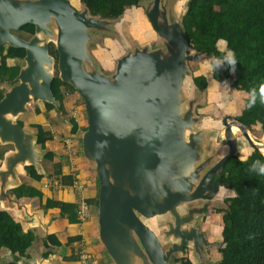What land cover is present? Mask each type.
<instances>
[{"label": "water", "instance_id": "water-1", "mask_svg": "<svg viewBox=\"0 0 264 264\" xmlns=\"http://www.w3.org/2000/svg\"><path fill=\"white\" fill-rule=\"evenodd\" d=\"M160 2L153 0L148 19L167 42L166 48L137 50L123 56L110 78L83 67L88 60L86 30L103 23L89 17L85 8L79 12L68 0H0V48L8 43L26 52L17 84L0 101V140L13 143L18 150L12 164L27 159L30 146L23 127L7 116L22 112L31 98L51 102L60 111L51 91L53 73L47 69L53 67V58L48 54V43L39 45L36 36L39 32L53 35L48 24L54 23L60 77L78 92L87 113L82 148L95 163L98 176L100 237L112 256L117 246L132 249L136 241L149 264H168L189 237L194 234L201 239L200 234L191 232L164 251L142 218L170 213L178 228V205L211 200L217 195V188L209 196L204 193L213 174L236 151V138L231 145L233 123L241 124L240 132L260 153L264 148V143L253 141L247 126L234 116H225L223 134L229 151L199 176L202 166H193L197 138L190 134L189 141L185 140V131L191 130L194 120L191 110L181 111L186 62L199 57L186 54L189 40L180 21L159 22ZM27 23L35 25V35L29 41L15 35ZM169 227L171 234L174 228Z\"/></svg>", "mask_w": 264, "mask_h": 264}, {"label": "crops", "instance_id": "crops-1", "mask_svg": "<svg viewBox=\"0 0 264 264\" xmlns=\"http://www.w3.org/2000/svg\"><path fill=\"white\" fill-rule=\"evenodd\" d=\"M152 1L147 2L148 8H150ZM186 2L187 0H164L163 8H160L159 22H162L169 15L167 21H181ZM136 8V6L129 7L123 14V16L126 15L129 22L127 26H122L119 29L120 35L124 38V46L119 48L121 52H118L117 55L112 48H100L98 51L96 50L97 52H93V56L97 58L96 65L101 67L104 76L109 77L115 73L117 63L113 62L114 59L117 61L137 50L153 51L157 49L156 43L159 37L146 15V10L136 12ZM129 30H131V34L128 32ZM208 62L204 58L193 62L195 64L193 77L205 76L207 88L202 92V99H204L197 100L200 101L199 107L196 108L198 116H194L193 111L191 112L194 120L191 130L186 129L185 131L186 141H189L188 136L190 134H195L197 138L195 142V155L197 154V157L193 166H202L205 170L229 151V147L224 144L219 145L214 151L212 150L213 153H209L207 146L211 136L209 134L216 130H221L224 133L222 124L224 115L233 116L238 113L243 107V98L245 97L244 93L241 92L243 96L239 99V103L236 101L234 103V107L238 104L237 109L229 110L227 108L228 100L222 101V99L220 102L224 104V107L220 109L221 111L215 109L219 102L209 96L210 88L215 85L221 86V82L214 79L212 74L205 73L204 67ZM8 63L13 64L14 62L8 60ZM21 65V68L25 66L24 63ZM88 66L89 71H94L93 66ZM99 74L101 73L99 72ZM183 87L184 82L181 90L182 102L184 98ZM78 99H80L78 93H66L64 107L67 114L64 116L61 115L56 106L49 108L48 103L51 102L33 100L32 98L24 105L22 112L7 116L12 123H18L23 127L26 143L30 146V156L24 161L12 164L18 150L13 143L0 140V151L6 149L3 158L0 159V210L9 213L21 225L24 232L33 233L35 240L29 248L27 256L12 254L4 248L0 249V264H8L9 262L14 264H79L77 252L81 247H84L100 264H149L143 254L140 253V248L139 253L146 261L143 263L139 258L132 255L129 251L131 249L117 246L115 256L108 252L100 237L98 207L90 205L89 215L84 220H79L76 216V221L71 223L61 214L59 207L51 205V203L57 202L77 206V201L81 196L85 199H92L97 195V172L94 162L85 156L82 148L83 130L87 126L83 117L84 108ZM219 112L224 113L221 115ZM70 118L77 123V132L71 131ZM42 131L51 135V138L44 141L43 148L37 143L38 134ZM66 138L72 139V151L74 153L72 159L68 155L65 144ZM29 166L32 168V173L27 170ZM72 171H75L78 180L84 185L82 191L72 186ZM58 178L64 184L62 188L47 185ZM69 178L71 184L68 182ZM65 180L67 181L65 182ZM19 186H22L24 191L29 194L16 197L13 190ZM182 205L185 203L177 206L178 213ZM164 215L172 217L170 213ZM48 236H52L58 244H54L51 240L47 241Z\"/></svg>", "mask_w": 264, "mask_h": 264}, {"label": "trees", "instance_id": "trees-1", "mask_svg": "<svg viewBox=\"0 0 264 264\" xmlns=\"http://www.w3.org/2000/svg\"><path fill=\"white\" fill-rule=\"evenodd\" d=\"M79 1L90 16L102 20H116L123 16L127 8L137 6L140 0ZM180 28L189 40L187 55H198V57L210 61L221 56L220 49L225 46L235 53L236 72L230 73L225 68L212 76L221 83L227 80L232 89L244 93L243 107L233 116L247 126L249 132L256 128L264 134V104L257 99L255 106L247 107L250 90L258 89L264 85V0H187ZM18 31L32 37L35 35V25L27 23L21 26ZM158 37L156 48H166L167 42L159 35ZM25 53L24 48L13 47L8 43L1 45L0 101L17 84L15 79L21 70V62ZM48 54L54 62L51 91L54 99L59 103L61 115L64 116L67 114L64 107L66 93L78 92L69 82L60 77L55 42H48ZM8 60H13L14 63L9 64ZM190 60L192 59L187 61ZM192 81L200 92L206 90L205 76H194ZM48 106L55 108L52 103H48ZM69 122L71 131L77 132V123L71 118ZM86 129L87 127L83 131ZM235 130H239L237 125H235ZM49 138L51 135L42 131L38 134L37 143L43 148L44 141ZM238 141L239 137L236 140L235 153L213 174L207 183L208 189L204 193L209 196L213 193L214 188L219 190L218 193L222 191L225 193L223 202L226 205V210L221 213L222 239L217 248L220 259L216 264H264V177L256 176L249 171L254 161L264 162V156L247 139L245 142L246 153H242ZM5 150L0 151V159L3 158ZM213 165L208 166L206 170H201L199 176ZM27 170L32 173L30 166L27 167ZM68 182L71 184L70 178ZM13 194L16 197H21V195L29 193L19 186L13 190ZM98 195L97 176V195L92 199L86 198L89 206L98 207ZM51 205L59 207L61 214L69 222L76 221V205L57 202H53ZM158 239L160 240V238ZM34 240L33 233L24 232L21 225L9 213L0 210V249L4 248L12 254L27 256ZM48 240L58 244L52 236H48ZM161 246L164 251H167L171 244L168 248L162 243ZM173 261L179 262V264H195L190 259L182 257L174 258ZM167 263L170 264L171 261ZM8 264L14 263L9 262ZM197 264L209 263L200 261Z\"/></svg>", "mask_w": 264, "mask_h": 264}, {"label": "rangeland", "instance_id": "rangeland-1", "mask_svg": "<svg viewBox=\"0 0 264 264\" xmlns=\"http://www.w3.org/2000/svg\"><path fill=\"white\" fill-rule=\"evenodd\" d=\"M19 1L23 2L25 0H19ZM68 1L79 12L84 10V6L80 3L79 0H68ZM148 1L149 0H140L138 5L136 6L137 8L135 9L136 12H141V10H146V15L148 17V10H149L148 3H147ZM163 1L164 0H161V2H160L161 9L163 8ZM88 16L91 17L90 15H88ZM143 17H145L144 14H143ZM169 17H170V15H169ZM169 17H165V19L162 20V22H160V23L164 24V22L166 20H169ZM94 18L99 22L102 21L103 23L98 28L91 27V28H88L86 30V33L89 36V39L85 42V51H86V54L88 56V60H87V62L83 63V67L85 70H88V67H89L88 65H91V66H93L94 71H96V72L98 71V73L100 72L101 74H104V73H102L103 71L100 69L101 67L99 65H96L97 64V58H95V56H93V52H97L100 48H112L113 52L117 53V55H118L119 54L118 52H121L119 48H122L124 46V38L120 35L121 33H120L119 29L122 26H127L129 21L126 19V15H124V16L120 17L119 19H116V20H102V19H99L98 17H94ZM48 27H49V29L53 35L47 36L45 34L46 35L45 36L44 33H42V32L37 33L36 36L40 39L39 45H45L50 41L56 42V31H57V29H56L55 24L54 23L48 24ZM123 28H125V27H123ZM122 30H124V29H122ZM128 32H129V34H131V30H129ZM15 35L17 37L23 39V40H26V41H29L32 38V37L28 36L26 33L22 32V31H18V30L15 31ZM117 48H118V50H116ZM135 48L137 49V47H135ZM141 48H143V47H141ZM117 57H119V56H117ZM201 59H202V57H199V59L197 61H200ZM114 61H115V63H117L118 60L116 61L114 59L113 62ZM193 62H195V61L190 60V61L186 62V76L184 78V87H183L184 88L183 89L184 90V92H183L184 98H183L181 111L185 112V109L186 110L188 109V110H191V112L193 111L194 116H198V114L196 112V108L199 107V102L201 100H203L204 98L202 99V97H203L202 92H200L192 82L193 72H195L194 71L195 64ZM21 63L25 64L24 61H22ZM47 69H48V71L53 73V67L52 66H47ZM111 76H109V77L111 78ZM220 85L221 86L215 85L213 88H210L211 90H210L209 96L217 99V102H219V105H216L215 109L220 110L221 108L224 107V104L222 102H220L221 99H222V101L228 100L227 102H228L229 107L227 106V108H229V110L230 109H232V110L237 109L238 104L234 107V103H235V101L239 103V99H241L243 96L242 93L240 91H235L230 86L225 85L223 82L220 83ZM198 99L200 100L199 102L197 101ZM78 102L80 104H82V106L84 108L83 109V117H84V120H86V126H87V113L85 110L84 101L80 97V99H78ZM230 103H231V106H230ZM219 113L222 115L224 112H219ZM228 116H230V115H228ZM222 124H223V120H222ZM223 127H224V125H223ZM209 135H211L209 138L208 144H207L209 153L212 152V150L214 151V149L217 148L219 145L226 144L228 146L226 139L223 138V131L216 130L214 132H211V134H209ZM242 135L243 134L238 131L235 138L237 140V138L239 137V141H238L239 149L242 153H246L245 152L246 137L244 135L243 136ZM249 135L251 136V138L255 142L259 141L260 143H264V134H262V132L258 131L256 128H255V130L251 129V132H249ZM195 166H197V165H195ZM228 194H229V192H228ZM224 196H225V193H224V191H222V192L218 193L217 195H215L211 199V201L209 202L210 211L208 213L207 218L205 219V223L202 224V220H201L199 222L200 226L198 225V228H200L204 234L199 229L194 228L193 232L196 234H200L202 236L200 239L201 242H199V239H196V236H195L196 252L195 253L192 252L191 247H190L191 249L188 247V251L183 252V254L180 252H176L169 258V262L171 261L170 264H179V262H175V261H173V259L174 258H181L185 255V253L188 254L189 258L193 262L197 261L198 257L200 259L206 261L209 264H216V262L219 261L220 254H219L217 248H218V245L220 244L221 239H222L221 238V227H222L221 226V216H222L221 213L226 210V205L223 202ZM202 204H203V200L198 199L195 202H190V203H187L185 205H182V207L179 209L178 214L180 216H181V214H183V215L186 214L188 212L187 206L189 208H191L192 205L200 206ZM142 220L146 225H148L151 229H153V231H155L158 238H160L159 241L163 244V246L168 248L170 246L171 239L173 237V236L169 235L170 234L169 233V229H170L169 226L173 227V225H174L173 217H170L168 215H163V216H159V217H155V218H142ZM167 235H169V237ZM174 241H176V238L174 239ZM178 241L179 240H177V242ZM177 242H176V244H178ZM134 245H135V247H133L129 251L132 253V255L135 258H139L142 263L146 262L143 259V257L141 256V254L139 253V245L137 244L136 241H135ZM124 249H127V248L124 247Z\"/></svg>", "mask_w": 264, "mask_h": 264}, {"label": "flooded vegetation", "instance_id": "flooded-vegetation-1", "mask_svg": "<svg viewBox=\"0 0 264 264\" xmlns=\"http://www.w3.org/2000/svg\"><path fill=\"white\" fill-rule=\"evenodd\" d=\"M202 200H203V204L202 205H200V206L192 205L191 208H189L187 206L188 212L186 214H184V215L183 214H181V216L179 215L180 216V223L178 224V228H176V226H177L176 225V220H175V218H173V221H174L173 228H174V230L170 234L171 236H173L172 239H171V243H170L171 245L176 243L177 240H179L177 243H181V238L185 237L187 234L193 232L194 228L195 229H199L201 231V229L198 228V225L200 226L199 222L201 220H202V224L205 223V217L208 216V213L210 211L209 202L211 201V200H205V199H202ZM175 238H176V241H174ZM195 242H196L195 235H192V237L188 238V240H187L186 244L183 246V248L181 250H178L177 252H180V253L183 254V252H187L188 251V247L189 248L191 247L192 248V252L195 253L196 252ZM199 242H201L200 239H199ZM182 258L190 259L187 253H185V255ZM200 261L207 263L206 261L200 259L199 257H198L197 261H195V262L192 261V262L197 264Z\"/></svg>", "mask_w": 264, "mask_h": 264}, {"label": "clouds", "instance_id": "clouds-1", "mask_svg": "<svg viewBox=\"0 0 264 264\" xmlns=\"http://www.w3.org/2000/svg\"><path fill=\"white\" fill-rule=\"evenodd\" d=\"M222 55L211 59L204 67L206 74L215 75L218 71L222 69H227L230 73L236 72L237 58L232 50L224 48L220 49ZM225 85L229 86L227 80L223 82ZM259 99L260 103L264 104V85H261L258 89L252 88L248 96L247 107L252 108L257 103ZM250 172L254 173L256 176L264 177V162L260 160L254 161L249 169Z\"/></svg>", "mask_w": 264, "mask_h": 264}, {"label": "built area", "instance_id": "built-area-1", "mask_svg": "<svg viewBox=\"0 0 264 264\" xmlns=\"http://www.w3.org/2000/svg\"><path fill=\"white\" fill-rule=\"evenodd\" d=\"M65 144L68 149V155L72 159L74 157L73 153V147H72V139L66 138ZM71 176L73 178L72 186L76 188L79 191H82L84 189V185L78 180L77 175L75 171H72ZM48 186H54L58 188H62L64 184L62 183L61 179H55L54 181L47 184ZM90 206L86 202V199L84 197H80L77 201L76 206V215L79 220H84L89 215ZM77 258L79 264H100L93 256L84 248L81 247L79 251L77 252Z\"/></svg>", "mask_w": 264, "mask_h": 264}, {"label": "bare ground", "instance_id": "bare-ground-1", "mask_svg": "<svg viewBox=\"0 0 264 264\" xmlns=\"http://www.w3.org/2000/svg\"><path fill=\"white\" fill-rule=\"evenodd\" d=\"M235 125H237L239 127V130H235ZM241 130V124L239 122H235L233 123L232 125V132H231V135H232V139H231V145L234 146V139H235V136L237 134V132L239 131L240 132ZM254 141V140H253ZM255 142V141H254ZM261 152L264 154V148H260Z\"/></svg>", "mask_w": 264, "mask_h": 264}]
</instances>
